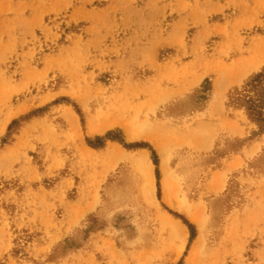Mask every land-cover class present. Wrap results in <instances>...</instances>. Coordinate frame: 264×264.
I'll use <instances>...</instances> for the list:
<instances>
[{
  "label": "rangeland",
  "instance_id": "rangeland-1",
  "mask_svg": "<svg viewBox=\"0 0 264 264\" xmlns=\"http://www.w3.org/2000/svg\"><path fill=\"white\" fill-rule=\"evenodd\" d=\"M263 70L264 0H0V264H264Z\"/></svg>",
  "mask_w": 264,
  "mask_h": 264
},
{
  "label": "trees",
  "instance_id": "trees-1",
  "mask_svg": "<svg viewBox=\"0 0 264 264\" xmlns=\"http://www.w3.org/2000/svg\"><path fill=\"white\" fill-rule=\"evenodd\" d=\"M264 70L256 74L247 84L246 93H239L236 97L237 103H245L250 114L260 115V109L264 105V87L263 84Z\"/></svg>",
  "mask_w": 264,
  "mask_h": 264
},
{
  "label": "bare ground",
  "instance_id": "bare-ground-1",
  "mask_svg": "<svg viewBox=\"0 0 264 264\" xmlns=\"http://www.w3.org/2000/svg\"><path fill=\"white\" fill-rule=\"evenodd\" d=\"M236 74H237V73H236ZM236 74H235V75H236ZM134 161H135V160H134ZM139 163H140V162H139Z\"/></svg>",
  "mask_w": 264,
  "mask_h": 264
}]
</instances>
